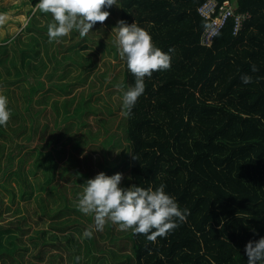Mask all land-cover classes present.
Returning <instances> with one entry per match:
<instances>
[{
    "label": "trees",
    "instance_id": "1",
    "mask_svg": "<svg viewBox=\"0 0 264 264\" xmlns=\"http://www.w3.org/2000/svg\"><path fill=\"white\" fill-rule=\"evenodd\" d=\"M24 1L31 6V14L38 0ZM117 1L118 7H111L116 16L113 27L117 21L124 20L144 28L154 44L169 53L171 68L145 78V92L127 118L125 131L130 146L126 163L122 157L118 162L107 157L118 144L116 137L110 135L103 142L102 147L108 154L107 163H100L101 171L111 176L119 168H127L129 187L155 190L163 184L180 208L190 214L177 229L166 238H157L155 243L131 230L112 236L111 240L119 239L121 247H127L128 260L116 264H247L246 244L264 237V0H214L218 8L230 3L236 13L250 17L245 19L238 34H234L235 18L228 19L210 46L202 44V36L211 18L199 12L208 0ZM48 15L52 21L51 14ZM30 18L26 32L36 27L34 15ZM36 29L43 36L44 28L37 26ZM92 38L90 32L81 38L73 31L67 52L61 55L62 49L59 50L60 58L57 50L51 53L45 46L46 55L54 62L50 65L49 61L53 67L50 78L61 71L59 67L69 68L74 63L79 73L75 80L73 75L66 77L60 72L58 81L52 85L65 92V96L62 100L46 96L44 106L51 103V108L38 110L32 107V98L45 83L35 77L48 67L45 55L40 57L42 48L37 46L40 43L35 34L25 39L18 35L4 39L15 47L14 54H10L7 46H0V77L4 76L0 83L19 85L22 82L26 101L21 107L8 100L11 118L6 127L0 126V137L8 140L9 134L13 138L34 129L38 116L45 112V118L51 117L52 123L43 125L41 139L46 142L39 148L55 150L61 137H74L77 128L85 125L83 118L90 112L86 106L97 90H90V96L78 94L81 102L75 103L76 86L84 83V72L95 61L87 53L71 49L79 44L86 49L93 48ZM31 56L39 62L34 65ZM86 65L89 67L84 69ZM252 65L258 71L253 72ZM122 72L120 84L126 91L135 83L126 59ZM245 74L252 77V83H242L241 77ZM104 79L96 86L101 88ZM10 94L6 90L7 97ZM73 103L77 105L73 107ZM71 119L74 121L70 122ZM27 138H32L31 132ZM86 141L76 139L73 146L76 153L72 156H65L62 150L57 152L61 159L68 158L62 177L73 183L70 192L75 196H80L84 189L76 188V178L86 181L95 177L91 165L95 152L90 150L79 157L87 146ZM4 147L6 143L0 142V154ZM55 156L56 153L48 154L50 165ZM13 173L20 177L19 172ZM72 222L76 227L85 226L80 220L58 221L53 225L65 231L63 227ZM18 229L25 233L22 226L18 225ZM108 230L112 233L110 226ZM4 231L8 233L7 241L16 245L18 236H11L12 229L0 226V236ZM45 244L42 240L40 247ZM3 251L14 264L16 249Z\"/></svg>",
    "mask_w": 264,
    "mask_h": 264
},
{
    "label": "rangeland",
    "instance_id": "2",
    "mask_svg": "<svg viewBox=\"0 0 264 264\" xmlns=\"http://www.w3.org/2000/svg\"><path fill=\"white\" fill-rule=\"evenodd\" d=\"M113 7L116 6L114 5ZM1 9L6 11L2 12ZM30 9L31 6L26 5L24 0H0V14L5 16L4 22L0 24V46H7L9 48L8 53L14 54L12 48L15 46L10 41L5 42L4 39L16 37L17 35L25 39L27 35L35 34L40 43L37 46L42 48L40 57L42 58L45 55L48 67L42 73H36L35 80H42L45 83V87L32 98V107L36 110L44 107L50 109L51 103L44 106L43 99L46 96L49 95V97L59 100H62L65 96V92L63 93L62 90L57 89L52 83L58 81L61 73L67 75L66 77L73 75L76 80L75 76H77L79 70L75 63L74 65H69V68L59 67L58 70L61 71H57L50 78L49 75L52 73L51 69L53 67L49 66L50 55H46L45 46L51 53L57 50L58 58H60L59 50L62 49L61 55L67 52L66 46L73 41L72 33L67 37L61 38L59 42H50L47 34V25L52 22L49 20L51 19L50 16L38 11L36 7L29 14ZM105 10L111 13L106 23L103 25L97 23L90 31L94 38H92L94 42L92 44L93 48L86 49L79 44L71 49L72 52L79 50L87 53L95 61L93 66L84 72L86 80L76 86L77 89L74 91L76 96L73 97L75 103H79L81 101L78 98V94L83 93L85 96H90V90H95L94 88L97 90L90 97L86 106L90 109V112L83 118L85 125L77 128L73 134L74 137H61L57 141L58 147L56 146L57 149L55 150L39 148L40 144L46 142L41 139L44 133L43 125L52 123L51 117L45 118L46 112L38 116L34 129H27L23 134L13 136V138L9 134L6 136L8 140L0 137V142L6 143L5 149L0 154L2 162L0 166V226L5 230L12 229L11 236H18L16 245L7 241L8 233L6 231L0 236L2 238V240L0 239V264H12L7 256L8 253L3 251L5 249H16V261L14 264H76L75 257L77 256L81 257L79 264H116L118 262L125 263L128 260L125 255L127 247L125 249L121 247L119 239L111 240L112 236H120L125 231L118 230V226L111 224V222L107 223L102 231H98L95 229L94 216L82 214L78 210L77 202L79 197L73 196L72 192H70L73 183L66 181L62 177L63 169L68 165V158L64 157V159H61L62 157L57 154L59 150H62L65 152V156H72V154L76 153L73 148L76 139L86 141L92 138L91 141H86L88 142L87 146L84 147L83 153H80L79 157L82 158L83 154L88 153L90 150L95 152L93 156L91 155L93 158L91 165L92 169H94V176H96V174L102 172L100 163L104 165L107 163L105 156H107L108 150L102 147L103 142L110 135H114L118 144L112 147L113 150L111 149L110 154L107 156L109 160L118 162L119 158L122 157L126 163L129 157L130 144L127 141L125 131L127 118L122 114V96L125 90L123 87H118L121 86L120 81L125 66V59H121L118 47L114 43L116 33L111 31L116 16L112 8ZM32 15H34L33 21L36 27L44 28L42 29L43 36L38 33L36 27L29 32L25 31V26ZM30 60L34 65L39 62V59L33 56L30 57ZM53 63V61H50V65H53ZM17 65L21 67V62L18 61ZM88 67L86 65L84 69ZM66 77L63 79L65 80ZM2 78L4 76L0 77V80ZM103 78H106L102 83L103 86L101 88L96 86ZM20 84L0 83V95L7 97L6 90H8L11 94L7 97V100L12 99L15 104L17 102L18 106L22 107L26 99L22 90L24 84L22 86ZM75 103H73V107L77 105ZM27 118L28 122H30L29 117ZM72 121L74 119L70 120V122ZM29 132L32 133L30 140L27 138ZM72 132L73 130L68 133L71 134ZM88 133L91 135L89 136ZM50 152L51 154L56 153L53 165L48 163V154ZM12 153L13 155H11ZM7 168H10L11 171L7 170ZM13 172H19L20 177ZM117 173H122L124 176L121 187H129L127 180L129 178L128 169L121 167L117 170ZM76 179L78 183L76 188L82 189V187H85L83 178ZM25 180L27 185L24 182ZM23 189H25V192H23ZM64 191L66 193H63ZM62 194L67 196L66 200L62 198ZM65 204L70 207L67 206L66 208ZM58 213L61 215L58 216V218L61 217L60 220L57 217L56 219L51 218ZM62 220H80L86 227L80 224L76 227L75 223L72 222L64 232L51 228V225L55 222ZM18 225L22 226L25 233H21ZM108 226H110L112 233L108 230ZM86 229L93 231L91 239L83 236ZM42 240H45L46 244L40 247ZM54 258L56 259L55 261H53Z\"/></svg>",
    "mask_w": 264,
    "mask_h": 264
},
{
    "label": "clouds",
    "instance_id": "3",
    "mask_svg": "<svg viewBox=\"0 0 264 264\" xmlns=\"http://www.w3.org/2000/svg\"><path fill=\"white\" fill-rule=\"evenodd\" d=\"M114 5L118 7L117 0H38L35 7L51 14L53 22L47 25V34L50 42H59L73 31L78 32L81 38L86 37L97 23H106L111 13L105 9ZM4 20V14H0V24ZM111 31L116 33L114 43L121 59H126L127 68L135 77L134 86L124 91L122 96V114L129 118L138 98L145 92V78H151L154 72L169 70L171 56L157 47L150 33L135 22L128 24L119 20ZM251 70L256 72L258 68L252 65ZM241 80L244 84L253 82L247 74ZM10 118L7 97L0 95V126L6 127ZM133 159L136 158L133 156ZM123 179L122 173L109 176L100 172L85 181L77 208L82 214L94 216L96 230L102 231L111 222L120 231L131 230L133 234H142L149 242L155 243L157 238H166L186 221L190 213L180 208L165 191V185L161 184L155 190L136 185L121 187ZM83 236L91 239L93 231L86 229ZM245 255L247 264H264V237L249 241ZM80 260V256L75 257L76 264Z\"/></svg>",
    "mask_w": 264,
    "mask_h": 264
},
{
    "label": "built area",
    "instance_id": "4",
    "mask_svg": "<svg viewBox=\"0 0 264 264\" xmlns=\"http://www.w3.org/2000/svg\"><path fill=\"white\" fill-rule=\"evenodd\" d=\"M199 12L210 19V24L203 33L202 44L210 46L213 44L214 39L226 25L228 19L235 18L234 34H238L242 28L245 19L250 15L238 14L235 12L233 6L228 4L220 5L218 8V2L214 0L206 1L200 8Z\"/></svg>",
    "mask_w": 264,
    "mask_h": 264
},
{
    "label": "crops",
    "instance_id": "5",
    "mask_svg": "<svg viewBox=\"0 0 264 264\" xmlns=\"http://www.w3.org/2000/svg\"><path fill=\"white\" fill-rule=\"evenodd\" d=\"M61 196H62V198H64V199L66 200V197H67V196H65V195H63V194H62ZM73 196H75V195H73ZM75 197H79V196H75ZM67 206H68V204H65V207H66V208H67ZM51 214H52V213H51ZM58 214H59V213H58ZM58 214H56V215L53 216V217H51V215H50V217L56 219V217L58 218V216H61L60 214H59V215H58ZM58 219L60 220L61 217H59ZM62 221H63V220H62ZM51 228L54 229V230H58V231L64 232L62 228H58V226H55V225H51ZM63 228H64L65 231L68 229V227H63Z\"/></svg>",
    "mask_w": 264,
    "mask_h": 264
}]
</instances>
